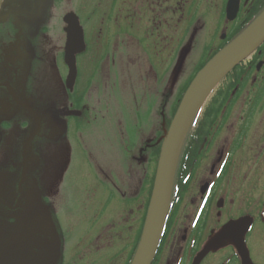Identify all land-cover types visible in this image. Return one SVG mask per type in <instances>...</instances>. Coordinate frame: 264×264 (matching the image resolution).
Masks as SVG:
<instances>
[{
	"label": "flooded vegetation",
	"instance_id": "flooded-vegetation-1",
	"mask_svg": "<svg viewBox=\"0 0 264 264\" xmlns=\"http://www.w3.org/2000/svg\"><path fill=\"white\" fill-rule=\"evenodd\" d=\"M201 2L203 3L202 0L1 1L0 153H16L15 164H18L19 173L13 172L14 175L11 176L12 172L5 170L0 176V203L5 206L11 204L10 210H14L11 218H15L14 224L5 225V232L0 233V264H6L4 255L7 258L17 256L19 246L26 239L35 237L42 240L49 237L30 233V226L26 230L25 221L29 224L33 222L28 220L30 215L17 205L23 199L25 183L30 179L29 162L26 161L25 167L24 161L25 145L20 161L18 160L19 136L29 129L26 144L37 126L32 114L21 103L30 106L41 126L39 135L32 142L40 136L53 142L63 141L70 133L72 123L80 122L85 114L86 102L82 100L85 90L78 97L76 93L78 87L86 83V64L107 59L109 41L113 34L117 33L119 36L135 32L140 35V45L142 42L154 56L164 57L168 36L181 30L178 36L183 37L182 26L185 22L190 30L193 28ZM209 2L217 10L219 26L222 28L217 43L212 41L204 48L200 64L204 60L209 62L212 56L214 58L225 49L227 45L218 52L222 44L235 38L240 28L264 8V0H239L237 15L230 21L227 19L230 0ZM68 14L77 17L85 43L83 51L75 56L77 76L72 90L67 86L70 68L65 61V17ZM262 14L264 9L256 20ZM54 36L59 41L54 42ZM179 37L175 36L176 50L182 41ZM52 50L65 70L62 80L67 97L64 100H67L69 109L59 117L51 118V128L45 132L40 115L32 103L24 101L32 98H24L22 92L25 85V90L29 91L38 71L39 60ZM112 50L117 51L116 42ZM150 69L157 78L159 70L156 72L153 67ZM198 71L195 70V74ZM19 111L28 117V123H20L22 133H19V122L18 127L14 128V121L8 120L13 114L19 116ZM73 111L80 115H66ZM54 112L49 111L51 115ZM60 119L66 122L67 131L63 135H55V123ZM30 120L33 123L32 130ZM162 145L155 152L156 155L159 149V158ZM26 159L28 160V156ZM2 163L4 161L1 160L0 170ZM208 166L207 174L200 177V172ZM143 184L144 188L139 193L140 198L144 199L143 228L141 226L137 234H134L124 264H127L135 251L140 230L142 229L141 235L144 231L154 183L147 175ZM160 236L151 264H264V41L215 84L209 99L199 110L192 129L185 136L170 206ZM6 246L13 252L7 253ZM62 259L61 256V264ZM40 261L43 263L45 259Z\"/></svg>",
	"mask_w": 264,
	"mask_h": 264
},
{
	"label": "rangeland",
	"instance_id": "rangeland-1",
	"mask_svg": "<svg viewBox=\"0 0 264 264\" xmlns=\"http://www.w3.org/2000/svg\"><path fill=\"white\" fill-rule=\"evenodd\" d=\"M202 1L193 28L190 30L185 22L183 37L178 36L181 30L168 36L164 57L154 56L145 44L140 45L137 33L119 36L116 33L109 41L107 59L104 56L94 64H86V83L76 93L78 97L85 90L84 116L80 122L72 123L63 141L53 142L40 136L31 141L26 154L30 179L17 205L30 215L28 220L32 224L44 217L52 235L42 240L26 239L19 246L17 256L4 255L6 264H61V256L63 264H124L134 234L144 223V199L139 193L144 188L145 176L154 180L159 160L156 148L162 145L169 130L184 87L199 68L204 48L212 41L216 44L221 34L217 10L211 7L210 0ZM175 36L182 38L177 50ZM53 40L56 42L59 38L54 36ZM114 42L116 52L112 50ZM233 47L228 46L227 50ZM56 57L53 50L41 57L33 84L27 88L30 92L25 90L26 85L22 92L24 98H32L24 101L32 103L45 132L51 128V118L69 109L64 100L67 97L62 80L65 70ZM151 67L156 72L159 70L157 78ZM49 111H55L54 115ZM8 120L14 121V128L19 122V133L20 123H28V117L20 111L19 116L13 114ZM30 123L32 130L31 120ZM29 133L28 129L19 136V161ZM181 148L180 145V151ZM179 155L166 198L167 211ZM15 159L16 153H0V161L5 164L1 165L0 176L5 170L12 172L11 176L13 172L19 173ZM208 170L209 166L204 167L200 177ZM10 205L0 203V233L5 232V225L14 224L15 218H11L14 210H10ZM164 223L165 220L162 227ZM32 224L25 221L26 230ZM5 250L12 251L8 247ZM41 259L45 261L42 263Z\"/></svg>",
	"mask_w": 264,
	"mask_h": 264
},
{
	"label": "water",
	"instance_id": "water-1",
	"mask_svg": "<svg viewBox=\"0 0 264 264\" xmlns=\"http://www.w3.org/2000/svg\"><path fill=\"white\" fill-rule=\"evenodd\" d=\"M2 0H0L1 3ZM239 0H230L227 8V19L234 20L238 8ZM262 18V17H261ZM260 18V19H261ZM259 20V19H258ZM65 23L67 28L65 29L67 33V43L65 48V61L70 68L69 76L67 78V86L72 90V85L77 76L76 67V54L81 53L85 47L83 31L79 25V21L74 14H68L65 17ZM257 23V22H256ZM254 24L239 38H237L235 44L237 45L232 50H227L228 48L221 51L216 57H214L209 64L198 74L195 80L192 82L187 92L185 93L180 106L175 114L173 122L168 130L167 136L164 139L162 145L160 158L158 162V170L156 175V180L154 183V189L148 209V214L145 222V227L140 242V247L138 250L137 258L141 256L138 264H151L153 256L155 254V249L157 247V238L153 236V225L159 217V211L163 204L166 192V175L168 172L169 164L177 158L178 150L180 149L179 136L181 135L182 129L185 126V120L189 114V109L193 103L195 97L198 95L200 90L206 81L210 80L214 75H219V81L226 75L230 69L234 66L240 64L252 51H254L263 41H264V21L253 33L249 34L253 28ZM246 35L248 39L244 41ZM225 51V53H223ZM220 73V74H219ZM216 81L215 84H217ZM21 105L32 114L34 117L37 127L29 137L26 142L24 160L26 167V154L31 141L40 132V123L36 114L32 111L29 105L21 103ZM67 116H79V112H69ZM67 131V124L63 120L58 121L55 128V135H63ZM165 220V219H164ZM162 225V223H161ZM162 227V226H161ZM30 233L38 234L41 236L47 235L48 231L45 229L39 231L38 223H34L30 227ZM159 236V235H158Z\"/></svg>",
	"mask_w": 264,
	"mask_h": 264
},
{
	"label": "bare ground",
	"instance_id": "bare-ground-1",
	"mask_svg": "<svg viewBox=\"0 0 264 264\" xmlns=\"http://www.w3.org/2000/svg\"><path fill=\"white\" fill-rule=\"evenodd\" d=\"M262 18L261 19H259V20H256V21H254L253 23H252V25L254 24V26H253V28H252V30L253 31H251L249 34H251V33H253L258 27H260V25L263 23V21H264V14H262V16H261ZM257 22V23H256ZM251 25V26H252ZM250 26V27H251ZM249 27V28H250ZM242 36V34H240L239 35V37H241ZM248 35H246V37H245V39H244V41H246L247 39H248ZM236 40L237 39H233L232 41H230L228 44H227V47L229 46V47H231V46H234L233 48H235L237 45H235V42H236ZM226 47V48H227ZM225 48V49H226ZM233 48H231L230 50H232ZM218 54H216L214 57H216ZM213 59V58H212ZM211 59V60H212ZM210 60V61H211ZM209 61V62H210ZM209 62H206L205 64H204V66L202 67V68H200L199 69V71L194 75L195 76V78L198 76V74L209 64ZM233 69V68H232ZM232 69H230L229 71H227V72H230ZM220 74V73H219ZM219 77V75L217 74V75H214L213 74V77L210 79V80H208V81H206V83L203 85V88L200 90V92L198 93V95L195 97V99H194V101H193V103L191 104V107H190V109H189V114H188V116H187V119L185 120V126L183 127V129H182V132H181V135L179 136V141H180V144H181V146H182V143H183V141H184V138H185V133L187 132V130H188V126L190 125V124H192V122L194 121V119H195V116L196 115H198V113H199V110L201 109V107H202V105H204L205 103H206V101L209 99V96L211 95H209L208 96V94H209V92H213V91H211L213 88H214V86H215V83H216V81H219L218 78ZM195 78L192 80V79H190L189 80V82L186 84L187 86H185L184 87V89H185V91H184V95H185V93L187 92V90H188V88L190 87V85L192 84V82L195 80ZM184 95H183V97H184ZM182 98V97H181ZM180 106V105H179ZM179 108V107H178ZM175 117V116H174ZM174 119V118H173ZM173 119H172V121H171V124H172V122H173ZM171 124H170V126H171ZM170 126H169V128H170ZM180 150H178V152H179ZM176 160L177 159H175L174 160V163H170L169 164V168H168V172H167V175H166V184H165V187H166V192H165V198H164V200H163V204H162V206H161V209H160V211H159V217L157 218V221L154 223V225H153V231H152V233H153V236H155V237H152V238H157L158 237V240H159V238L161 237L160 235H161V232H162V230H163V227H161L162 225H163V221H164V219L166 218V212H167V208H166V198H168V194H169V188H170V182H171V180H172V178H173V175H174V173H175V168H176ZM26 161H27V159H26ZM157 170H158V166H157ZM157 170H156V173H155V175H154V180H153V183H155V180H156V175H157ZM153 189H154V185H153ZM40 220L39 221H37V222H35V223H38V226H39V231H43V230H47L48 231V234L47 235H44V236H42V237H46V236H48V235H52V232H51V226H50V224H49V222H47V220L46 219H44V217H40L39 218ZM161 223H162V225H161ZM51 232V233H50ZM159 235V236H158ZM158 243H159V241L157 242V247H158ZM140 247V246H139ZM139 247H138V250H139ZM157 247H156V249H157ZM156 249H155V253H156ZM138 250H137V252H136V255H135V258H134V261L132 262V264H138L139 263V260H140V258H141V256H139L138 258H137V254H138ZM155 255V254H154ZM153 258H154V256H153ZM152 261H153V259H152ZM151 261V262H152Z\"/></svg>",
	"mask_w": 264,
	"mask_h": 264
},
{
	"label": "trees",
	"instance_id": "trees-1",
	"mask_svg": "<svg viewBox=\"0 0 264 264\" xmlns=\"http://www.w3.org/2000/svg\"><path fill=\"white\" fill-rule=\"evenodd\" d=\"M264 8H262L259 12H257V14L256 15H254L253 16V18H251V20L248 22V23H246V24H244V26H242L241 28H240V30L238 31V33L236 34V36H235V38H233V39H236L240 34H242L243 32H245L248 28H249V26L255 21V19H256V17H257V15L258 14H260V12L263 10ZM234 35V34H233ZM232 35V36H233ZM231 39V38H230ZM232 39V40H233ZM232 40H227V43L226 44H222L221 45V47H220V49H219V51L218 52H220L230 41H232ZM213 58V56L210 58V59H212ZM207 60V59H206ZM206 62H205V60L204 61H202V63L200 64V66H199V68L197 69V70H199L200 68H202L203 66H204V64H205ZM187 86V85H186ZM188 87V86H187ZM184 91H185V89H184ZM184 91H183V93L181 94V97L183 96V94H184ZM181 97H180V99H181ZM157 154H159V149H158V151H157ZM142 228H143V225H142ZM142 232V229L140 230V232H139V234H138V236H137V239H136V245H135V251H134V253L133 254H131V256H130V258H129V260H128V262H127V264H132V262H133V259H134V255L136 254V252H137V250H138V247H139V244H140V241H141V233Z\"/></svg>",
	"mask_w": 264,
	"mask_h": 264
}]
</instances>
